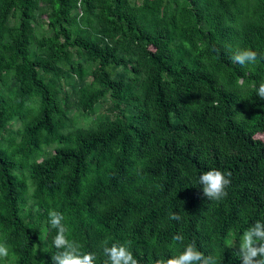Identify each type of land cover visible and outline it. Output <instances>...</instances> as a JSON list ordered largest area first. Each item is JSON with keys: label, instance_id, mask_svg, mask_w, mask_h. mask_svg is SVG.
Wrapping results in <instances>:
<instances>
[{"label": "trees", "instance_id": "16d2710c", "mask_svg": "<svg viewBox=\"0 0 264 264\" xmlns=\"http://www.w3.org/2000/svg\"><path fill=\"white\" fill-rule=\"evenodd\" d=\"M246 47L258 62L232 63ZM261 82L264 0H0V241L11 264H53L50 210L96 264L105 240L130 241L140 264L193 241L217 264H242L229 236L264 222ZM105 97L113 117L72 127L73 108L92 114ZM12 119L21 126L5 136ZM209 169L231 172L219 201L199 184Z\"/></svg>", "mask_w": 264, "mask_h": 264}, {"label": "clouds", "instance_id": "9594fccd", "mask_svg": "<svg viewBox=\"0 0 264 264\" xmlns=\"http://www.w3.org/2000/svg\"><path fill=\"white\" fill-rule=\"evenodd\" d=\"M259 56L252 48H242L235 51L230 60L241 67L255 65ZM240 88L246 86V81L241 78L237 81ZM256 95L264 99V82L255 88ZM231 172H222L219 169H209L199 176V184L202 186L203 194L208 200L219 201L227 195L226 188L230 185ZM171 220L179 221L181 217L173 212ZM65 217L62 213L50 210L48 213L49 226L56 230L52 240V245L58 250L51 256L53 264H96L97 256L92 252H82L81 245L74 239H69V227L64 223ZM183 236L177 234L173 240L183 243ZM238 241L237 254L242 264H264V222L256 221L243 231L239 240H230L228 247L235 248ZM131 242L123 244L113 243L110 246L108 241L102 242V252L106 260L103 264H140L139 260L130 250ZM43 252H47V249ZM16 259L15 253L11 251L6 241H0V261L4 264H11ZM155 264H217V260L212 255H205L200 251L196 243L190 242L184 245L179 254L167 258H160Z\"/></svg>", "mask_w": 264, "mask_h": 264}, {"label": "rangeland", "instance_id": "374dc122", "mask_svg": "<svg viewBox=\"0 0 264 264\" xmlns=\"http://www.w3.org/2000/svg\"><path fill=\"white\" fill-rule=\"evenodd\" d=\"M68 87H64V89H66ZM69 90V89H68ZM69 94L71 95V92L69 90ZM72 98V95H71ZM115 110L112 109V103L109 99V97H105L104 99H102L99 103H97L94 107L93 113L92 114H85L82 113L80 110H78L77 108H73L71 111V116H72V127L73 126H90L92 125L96 120L109 115L110 117H113L115 115ZM21 126V122L18 119H12L11 121H9L6 125L5 130L3 131V135L5 136H9L12 135L18 128H20ZM256 138L261 139L264 142V133L260 134H256L255 135ZM54 144L49 145V146H45L43 147L44 154H42L39 159L43 158L44 155H46L49 152H52L54 149ZM31 199L29 198V196L27 197V202L25 203V205L22 207L23 210H26L27 212H31L32 214L35 212L36 207H31ZM240 237L236 238L233 234H231L228 238V241L230 242V240L235 239V240H239ZM237 246H238V241H237Z\"/></svg>", "mask_w": 264, "mask_h": 264}]
</instances>
